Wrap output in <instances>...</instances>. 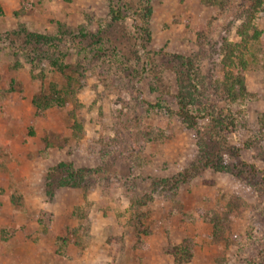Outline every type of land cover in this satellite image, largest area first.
<instances>
[{
	"label": "rangeland",
	"instance_id": "1",
	"mask_svg": "<svg viewBox=\"0 0 264 264\" xmlns=\"http://www.w3.org/2000/svg\"><path fill=\"white\" fill-rule=\"evenodd\" d=\"M250 3L0 0V264H264L263 6L223 85Z\"/></svg>",
	"mask_w": 264,
	"mask_h": 264
},
{
	"label": "trees",
	"instance_id": "2",
	"mask_svg": "<svg viewBox=\"0 0 264 264\" xmlns=\"http://www.w3.org/2000/svg\"><path fill=\"white\" fill-rule=\"evenodd\" d=\"M259 6L264 7V0H251L250 3V16L247 18V24L241 25L239 28V34L241 35V42H228L226 41V50L224 52V55L226 57L225 61L229 62V65L232 63L237 66L235 73L230 72V68L226 69V75L225 79L223 81L224 85V91L226 92L227 97L230 101H236V100H244L247 99L248 95H250V92L247 90L246 83H245V70L247 68L248 62L244 57V54L241 50H239L242 46L246 45L248 42L247 38H257L260 35V31L256 30L254 28V32L252 35H250L249 27L247 25H252V18L255 17L254 13L258 10ZM243 44V45H242ZM241 45V46H240ZM238 47V50L235 48ZM246 47V46H245ZM244 47V48H245ZM235 58H238V62H234ZM33 104L36 107L37 113L43 112L46 108L51 106V98L49 96H43V97H34L33 98ZM182 115H185V119H188L189 113L186 110L181 111ZM190 124H195L194 122V116L190 117ZM71 176L75 174H70ZM174 261L175 263H182L185 259L191 257V253L186 249L185 246L182 245H176L174 246L172 250Z\"/></svg>",
	"mask_w": 264,
	"mask_h": 264
},
{
	"label": "crops",
	"instance_id": "3",
	"mask_svg": "<svg viewBox=\"0 0 264 264\" xmlns=\"http://www.w3.org/2000/svg\"><path fill=\"white\" fill-rule=\"evenodd\" d=\"M21 174H22V175H25L26 177H28V178L26 179V181H32V180L35 181V179H31V174H30L29 172H27V173L22 172ZM0 177H2V176H0ZM20 181H21V179H20ZM24 184H25V183H24ZM21 186H23V185H21Z\"/></svg>",
	"mask_w": 264,
	"mask_h": 264
}]
</instances>
